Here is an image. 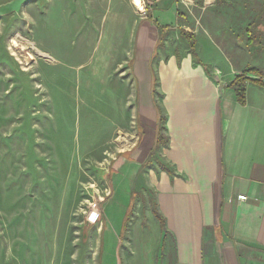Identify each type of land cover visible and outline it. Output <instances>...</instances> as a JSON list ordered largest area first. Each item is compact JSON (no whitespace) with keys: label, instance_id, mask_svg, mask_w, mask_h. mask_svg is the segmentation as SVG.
I'll return each mask as SVG.
<instances>
[{"label":"crops","instance_id":"crops-1","mask_svg":"<svg viewBox=\"0 0 264 264\" xmlns=\"http://www.w3.org/2000/svg\"><path fill=\"white\" fill-rule=\"evenodd\" d=\"M189 1L142 0L128 61L135 128L115 130L108 170L127 176L147 233L113 231L110 255L121 264H264V0H197L204 12L237 16L222 25L217 14L195 24L204 12ZM172 49L187 51L167 57ZM243 72L262 82L246 83L245 104L230 86Z\"/></svg>","mask_w":264,"mask_h":264},{"label":"rangeland","instance_id":"rangeland-1","mask_svg":"<svg viewBox=\"0 0 264 264\" xmlns=\"http://www.w3.org/2000/svg\"><path fill=\"white\" fill-rule=\"evenodd\" d=\"M210 14L237 18L206 9L194 23ZM142 16L132 0H0V264H121L112 232L147 233L127 176L108 170L115 130L135 128L128 61Z\"/></svg>","mask_w":264,"mask_h":264},{"label":"trees","instance_id":"trees-1","mask_svg":"<svg viewBox=\"0 0 264 264\" xmlns=\"http://www.w3.org/2000/svg\"><path fill=\"white\" fill-rule=\"evenodd\" d=\"M247 71L255 73L257 75L260 73L259 71L254 70V69H248ZM246 73L243 72L237 75L235 79L230 83V86L233 87L236 92V97H237L238 102L241 104H245L246 102V83L247 82L262 85V82L260 80L247 78V76L245 75ZM104 200L106 199L104 198Z\"/></svg>","mask_w":264,"mask_h":264},{"label":"bare ground","instance_id":"bare-ground-1","mask_svg":"<svg viewBox=\"0 0 264 264\" xmlns=\"http://www.w3.org/2000/svg\"><path fill=\"white\" fill-rule=\"evenodd\" d=\"M132 5H133L138 11L142 10V9H143V6H144L142 0H132ZM12 44H13V46H15V47L18 46V43H17L14 39H12ZM29 56H30V55H29Z\"/></svg>","mask_w":264,"mask_h":264},{"label":"built area","instance_id":"built-area-1","mask_svg":"<svg viewBox=\"0 0 264 264\" xmlns=\"http://www.w3.org/2000/svg\"><path fill=\"white\" fill-rule=\"evenodd\" d=\"M238 199L239 200H245L246 196L241 194V195L238 196ZM91 214H92V212H91Z\"/></svg>","mask_w":264,"mask_h":264}]
</instances>
